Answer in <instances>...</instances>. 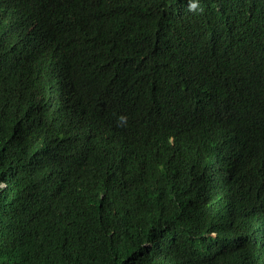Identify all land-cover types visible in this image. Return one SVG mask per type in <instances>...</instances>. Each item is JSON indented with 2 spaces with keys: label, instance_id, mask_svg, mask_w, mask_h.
<instances>
[{
  "label": "trees",
  "instance_id": "16d2710c",
  "mask_svg": "<svg viewBox=\"0 0 264 264\" xmlns=\"http://www.w3.org/2000/svg\"><path fill=\"white\" fill-rule=\"evenodd\" d=\"M0 42V264H264V0H0Z\"/></svg>",
  "mask_w": 264,
  "mask_h": 264
},
{
  "label": "clouds",
  "instance_id": "9594fccd",
  "mask_svg": "<svg viewBox=\"0 0 264 264\" xmlns=\"http://www.w3.org/2000/svg\"><path fill=\"white\" fill-rule=\"evenodd\" d=\"M4 34L8 35V31L5 32ZM0 44H1V42H0ZM16 58L23 59V60H26V61L32 60L31 57H22V56L18 57V56H16ZM0 64L2 65V68L4 70L3 75H2V77L0 79V83H2V82L6 81L9 78L10 73H9V70H8L6 65L2 64L1 61H0ZM41 117H42V115L40 116V118ZM231 222H234V221L231 220ZM261 232L264 233V219L263 220L262 219H256V218L252 219V227H251L250 234L255 239H257L259 242H260V234H261Z\"/></svg>",
  "mask_w": 264,
  "mask_h": 264
},
{
  "label": "bare ground",
  "instance_id": "6f19581e",
  "mask_svg": "<svg viewBox=\"0 0 264 264\" xmlns=\"http://www.w3.org/2000/svg\"><path fill=\"white\" fill-rule=\"evenodd\" d=\"M249 235H250V239H253V241H256V243H258L259 241L257 239H255L249 232Z\"/></svg>",
  "mask_w": 264,
  "mask_h": 264
}]
</instances>
